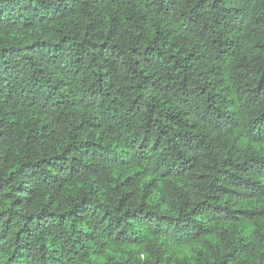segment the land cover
<instances>
[{
  "label": "trees",
  "instance_id": "1",
  "mask_svg": "<svg viewBox=\"0 0 264 264\" xmlns=\"http://www.w3.org/2000/svg\"><path fill=\"white\" fill-rule=\"evenodd\" d=\"M0 264H264V0H0Z\"/></svg>",
  "mask_w": 264,
  "mask_h": 264
}]
</instances>
